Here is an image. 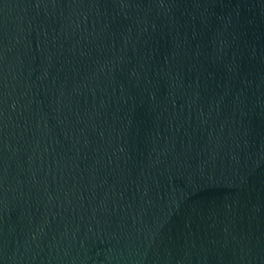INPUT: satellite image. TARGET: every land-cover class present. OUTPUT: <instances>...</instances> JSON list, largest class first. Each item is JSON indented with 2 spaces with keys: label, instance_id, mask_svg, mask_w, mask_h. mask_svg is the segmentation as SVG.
Returning <instances> with one entry per match:
<instances>
[{
  "label": "water",
  "instance_id": "water-1",
  "mask_svg": "<svg viewBox=\"0 0 264 264\" xmlns=\"http://www.w3.org/2000/svg\"><path fill=\"white\" fill-rule=\"evenodd\" d=\"M0 264H264V0H0Z\"/></svg>",
  "mask_w": 264,
  "mask_h": 264
}]
</instances>
